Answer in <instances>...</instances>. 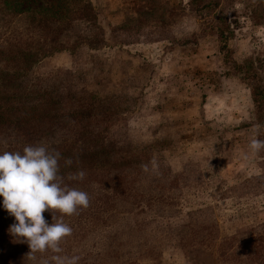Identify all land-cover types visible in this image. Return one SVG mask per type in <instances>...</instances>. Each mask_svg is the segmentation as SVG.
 <instances>
[{
	"label": "rangeland",
	"instance_id": "374dc122",
	"mask_svg": "<svg viewBox=\"0 0 264 264\" xmlns=\"http://www.w3.org/2000/svg\"><path fill=\"white\" fill-rule=\"evenodd\" d=\"M88 1L110 47L56 53L42 68L71 95L121 98L123 115L107 117L111 137L120 146L132 142L135 153L145 152L143 163L155 161L178 180L171 217L137 214L117 220L113 231L133 244L137 264H230L231 243L264 232V151L249 148L254 135L262 139L264 118L244 80L248 71L264 85V0L225 1L233 31L226 44L212 17L201 21L187 8L190 0ZM2 2L11 13L72 10L71 0ZM184 224L209 227L183 242L176 229Z\"/></svg>",
	"mask_w": 264,
	"mask_h": 264
},
{
	"label": "trees",
	"instance_id": "16d2710c",
	"mask_svg": "<svg viewBox=\"0 0 264 264\" xmlns=\"http://www.w3.org/2000/svg\"><path fill=\"white\" fill-rule=\"evenodd\" d=\"M2 1L0 154L5 151L22 153L25 146L43 143L50 151L61 154L59 174L64 177V184L88 193L89 207L79 209L72 216L61 217L59 212L50 211L43 213L49 224L62 218L73 230L71 236L61 242L59 255L79 256L78 264H137L140 255L132 261L133 244L127 246L130 243L120 239L113 225L119 219L137 214L171 217L169 214L176 212L178 180L160 167L153 171V163L152 166L143 163L145 152L135 153L132 142L120 146L111 137L107 117L112 120L123 115L121 98L112 102L107 98L97 99L91 93L71 95L65 92L56 73L42 68L45 60L56 53L77 54L82 47L89 51L110 47L99 27L98 12L88 0H71L72 10L68 16L62 10L22 9L11 13L5 11ZM225 1L190 0L187 6L201 21L212 17L214 21L209 22L212 31L224 44L233 38ZM5 19L11 22L14 30L3 29ZM123 29L117 27L113 32ZM244 77L251 83L256 113L264 118L261 77L248 71ZM114 105L117 106L114 108ZM262 124L264 139V119ZM67 159L73 161L71 166L65 165ZM143 165H148V172L143 170ZM79 170L86 173L83 180L68 178ZM15 222V218L0 207V264H55L51 257L57 254L51 250L35 253L34 259L28 256V244L16 241L8 231ZM206 225L178 226V240L185 242L188 235L204 232L209 227ZM209 229L217 230L214 226ZM241 242L231 243L226 249V262L264 264L262 230L255 229L251 241L243 238Z\"/></svg>",
	"mask_w": 264,
	"mask_h": 264
},
{
	"label": "clouds",
	"instance_id": "9594fccd",
	"mask_svg": "<svg viewBox=\"0 0 264 264\" xmlns=\"http://www.w3.org/2000/svg\"><path fill=\"white\" fill-rule=\"evenodd\" d=\"M249 148L254 154L264 151V139H259L257 133ZM60 159L58 151H50L43 143L25 146L22 153L0 154V207L15 218L8 231L16 241L28 244L29 257L34 259L35 253L51 250L57 254L51 257L55 264H78L79 256L59 255L60 244L71 236L72 228L62 218L49 224L43 215L50 211L59 212L61 217L72 216L90 204L87 192L64 184V177L59 174ZM72 163L71 159L65 160L66 166ZM152 163L154 171L156 164ZM142 167L149 171L148 165ZM85 175V171L79 170L68 178L83 180Z\"/></svg>",
	"mask_w": 264,
	"mask_h": 264
}]
</instances>
